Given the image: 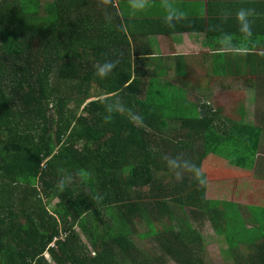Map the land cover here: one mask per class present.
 <instances>
[{"label": "trees", "instance_id": "1", "mask_svg": "<svg viewBox=\"0 0 264 264\" xmlns=\"http://www.w3.org/2000/svg\"><path fill=\"white\" fill-rule=\"evenodd\" d=\"M117 14L99 0H0V264H205L191 222L205 218L233 264H264V217L238 184L225 192L216 183L226 177L210 174L222 143L238 137L244 179L260 132L231 120L195 162L213 108L196 104L201 118L191 119L168 89L147 86L127 41L106 37ZM117 60L106 78L94 75ZM102 100L121 105L107 122Z\"/></svg>", "mask_w": 264, "mask_h": 264}, {"label": "crops", "instance_id": "2", "mask_svg": "<svg viewBox=\"0 0 264 264\" xmlns=\"http://www.w3.org/2000/svg\"><path fill=\"white\" fill-rule=\"evenodd\" d=\"M175 6L185 13V18L175 27L165 24L161 0H150V7L142 12L133 13L128 0H114L118 14L107 18L106 37L127 41L125 53L133 62V72H143L147 76L145 84L158 89H168L170 102L185 110V117L199 119L196 104L209 106L218 113L226 109V118L215 127H202V138L196 140L199 155L195 162L203 163L205 139L213 141L217 132L231 133L230 120H235L260 132L256 153H251L252 166L247 176L236 177L238 159L245 152L241 140L236 137L222 143L220 153L216 154V170L211 175L225 176L217 185L247 192L250 207L259 221L264 217V0H173ZM241 8L255 9L256 15L250 17L252 34L245 38L240 32L236 14ZM108 13V12H107ZM224 34H229L232 42L248 49L246 55H234L222 50L219 42ZM135 56V58H134ZM134 58V59H133ZM186 90L192 89L193 94ZM197 91L201 93L198 102L194 100ZM152 101L160 95L155 96ZM191 105L190 111L187 110ZM234 110V113H233ZM227 119V120H226ZM176 121L172 122L175 125ZM177 127V125H176ZM192 131L186 127L182 131ZM233 133L240 135L239 128ZM223 136V135H220ZM250 144V141L248 142ZM245 149V148H244ZM250 151L249 149H247ZM251 162L249 164H251ZM249 174V175H248ZM234 176L235 179L231 177ZM242 207V206H241ZM244 208V207H243ZM247 229H259L253 216L239 209ZM224 235V234H223ZM225 236V235H224Z\"/></svg>", "mask_w": 264, "mask_h": 264}, {"label": "clouds", "instance_id": "3", "mask_svg": "<svg viewBox=\"0 0 264 264\" xmlns=\"http://www.w3.org/2000/svg\"><path fill=\"white\" fill-rule=\"evenodd\" d=\"M100 4L105 8L108 6H114V0H99ZM129 8L133 13L142 12L150 7V0H128ZM160 6L164 9L165 16L164 21L168 27H175L177 22H180L185 18V13L180 11L174 4L173 0H161ZM256 15L255 9L241 8L237 14V23L240 25V32L245 38H248L252 34L253 20L250 17ZM222 45V50L226 49L228 52L234 55H246L248 49L244 46H238L232 42V38L229 34H224L219 41ZM119 61H105L103 63L96 64L94 75L104 79L117 67ZM107 100V98H106ZM105 103V112L107 115L104 117L105 122L111 119L112 113L119 111L121 105L118 100H111V102L101 101Z\"/></svg>", "mask_w": 264, "mask_h": 264}, {"label": "rangeland", "instance_id": "4", "mask_svg": "<svg viewBox=\"0 0 264 264\" xmlns=\"http://www.w3.org/2000/svg\"><path fill=\"white\" fill-rule=\"evenodd\" d=\"M185 91L191 94L194 93L192 89L189 90L185 89ZM200 96L201 93L197 91L196 95L194 96V100H196L197 102L199 100H203V98H201ZM188 106L190 107L191 105ZM227 113L228 111L226 109H223V111L220 113H218L217 110L214 113H209V115L206 117V120L211 121V126L215 127L219 124V121L226 118ZM200 118L201 116L199 117V119ZM50 207L51 204L47 206L48 209ZM191 222L193 224L194 229L198 232V234L202 238L201 257L205 261V264H233L232 261L230 260V251H231L230 244H228V242L226 241V237L223 234H216L215 229L213 228L212 224L209 222L207 218H205L203 222H197V221H191ZM136 224H137V229L139 231H142L144 233L145 231L147 232L148 229L145 221H138L136 222ZM82 238L86 242L84 236H82ZM133 241L137 245V247H142V245H140L139 239L134 237ZM145 242H147L144 248L146 250L149 248L148 247L149 242L148 241ZM171 264H175V263L173 262Z\"/></svg>", "mask_w": 264, "mask_h": 264}]
</instances>
